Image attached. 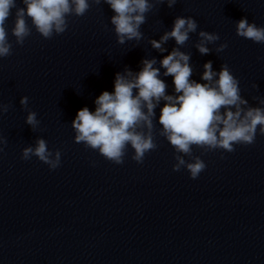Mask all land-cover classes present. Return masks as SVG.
<instances>
[{
  "label": "clouds",
  "instance_id": "clouds-1",
  "mask_svg": "<svg viewBox=\"0 0 264 264\" xmlns=\"http://www.w3.org/2000/svg\"><path fill=\"white\" fill-rule=\"evenodd\" d=\"M24 7L17 6V0H0V58L12 55L13 45L8 39L5 25L15 9L14 26L11 34L18 45H23L27 37L36 30L44 39L61 35L68 30V17L84 16L91 3L102 2L110 6L114 15L110 18L118 44L129 41L139 43L144 39L141 26L147 21V14L157 5L167 4L172 8L178 0H21ZM27 18V19H26ZM31 20V27L28 20ZM236 34L257 44H264V26L250 23L241 18L235 22ZM196 33L198 40L194 47L201 55L210 54L209 45H217L220 36L214 32L198 31V22L191 16H177L170 31H165L159 40L150 39L151 47L160 53L168 50L164 45L174 40L176 47L162 59H142L139 71L125 67L117 72L114 91H103L94 101L95 110L88 107L78 110L71 127L74 142L98 152L105 160L122 165L131 147V159L138 164L144 162L147 153L157 149L155 141V109L160 108L158 124L159 136L166 138L175 151L174 172L186 169L195 180L206 169L205 162L193 154V148L201 149L202 154L223 150L234 152L235 145L255 143L259 133L264 135V98L255 97L260 106H250L242 97L240 81L232 74L227 64L219 71L213 69L212 61L203 65L201 82L191 79L193 67L191 54L181 51ZM228 44L220 43L215 52H223ZM159 63V67H156ZM161 68L164 69L161 73ZM164 77L173 78L174 93L168 94ZM252 87H258L253 84ZM28 97L20 99V105L28 110ZM11 105L0 103V115L7 113ZM25 123L35 131L40 120L37 113L28 110ZM7 140L0 137V145ZM3 147H0V152ZM32 157L55 170L61 165V151H51L47 141L37 138L35 146L22 149L21 159ZM188 157L189 159H185ZM223 155L221 159H223Z\"/></svg>",
  "mask_w": 264,
  "mask_h": 264
}]
</instances>
